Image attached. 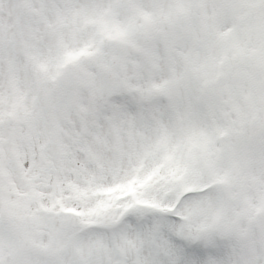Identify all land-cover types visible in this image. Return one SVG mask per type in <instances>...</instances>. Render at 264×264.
<instances>
[{"label": "snow or ice", "instance_id": "snow-or-ice-1", "mask_svg": "<svg viewBox=\"0 0 264 264\" xmlns=\"http://www.w3.org/2000/svg\"><path fill=\"white\" fill-rule=\"evenodd\" d=\"M0 264H264V0H0Z\"/></svg>", "mask_w": 264, "mask_h": 264}]
</instances>
